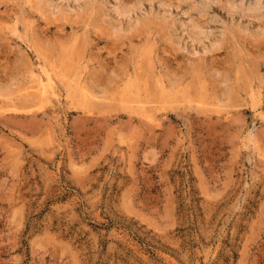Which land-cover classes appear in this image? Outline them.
<instances>
[{
    "label": "rangeland",
    "instance_id": "1",
    "mask_svg": "<svg viewBox=\"0 0 264 264\" xmlns=\"http://www.w3.org/2000/svg\"><path fill=\"white\" fill-rule=\"evenodd\" d=\"M0 264H264V0H0Z\"/></svg>",
    "mask_w": 264,
    "mask_h": 264
}]
</instances>
